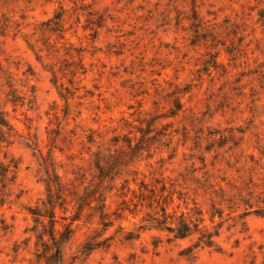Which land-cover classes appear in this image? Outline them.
I'll use <instances>...</instances> for the list:
<instances>
[{
	"label": "rangeland",
	"instance_id": "374dc122",
	"mask_svg": "<svg viewBox=\"0 0 264 264\" xmlns=\"http://www.w3.org/2000/svg\"><path fill=\"white\" fill-rule=\"evenodd\" d=\"M0 112V264H43L29 209L56 174L57 229L83 206L62 264H264V0H0ZM98 153L122 159L86 201ZM141 183L214 245L142 230Z\"/></svg>",
	"mask_w": 264,
	"mask_h": 264
},
{
	"label": "trees",
	"instance_id": "16d2710c",
	"mask_svg": "<svg viewBox=\"0 0 264 264\" xmlns=\"http://www.w3.org/2000/svg\"><path fill=\"white\" fill-rule=\"evenodd\" d=\"M64 13L65 10L60 8L55 12V14L48 18L47 20L41 22V31L42 33H46L48 31L57 33L61 37H63L65 32L64 27ZM29 45L32 49L35 50V46L31 43ZM54 77L56 73L54 70H51ZM54 84L57 85L58 93L62 99L66 101L68 104V100L70 96L65 94L62 90V86L56 83L54 80ZM182 108V103L180 102L179 98H174V108L173 112H171V116H175L178 111ZM0 126L1 127H8L11 128V125L3 112H0ZM5 131H3L2 138L6 137ZM5 135V136H4ZM132 150H137V153L142 151L143 148L133 147ZM96 163L95 167L98 171V178L99 182L95 187V191L93 194H89L87 196V200L83 199V201H91L98 195L100 198L102 197L103 193L101 192V185L105 179H111L114 177L113 171L117 164L120 163L122 157L119 154L109 156L105 158L107 165H103L100 154H96ZM55 175V174H54ZM55 180L48 179L47 180V191H48V199L45 202V211H42L41 208H32L29 209L30 213L33 215L35 223L38 226H42V230H37L36 228V236H37V245L43 246V250L40 252V260L43 261V264H62L63 257H62V246L70 239L72 232H73V224L79 220V211L82 210V207H78L79 211L76 213L70 223L66 225L64 230L60 231L57 229V217H56V210L57 207H63L59 201H63V194H64V185L61 181V178L56 174ZM141 193L139 194V203L146 205L151 211L147 212L144 216L142 222L144 224L141 226L142 230H161L166 231L168 234L172 235L174 239H185L194 235L197 236V240L195 245L198 247H211L215 243V236H217V232L209 231V227L206 224V218L203 215L202 211L195 210L188 212H180L178 213L176 210L169 211L168 206L169 196L172 195L171 192L167 189L166 185H162L160 192L156 190V188L149 189L144 183L140 185ZM169 192V196L167 199V195L165 192ZM47 211V212H46ZM48 219L45 222L44 219ZM105 218L101 216V221ZM213 221V219H212ZM110 224H104V230H106ZM98 244L95 246H91L89 250L94 249Z\"/></svg>",
	"mask_w": 264,
	"mask_h": 264
}]
</instances>
